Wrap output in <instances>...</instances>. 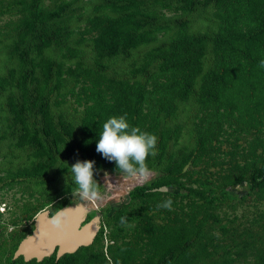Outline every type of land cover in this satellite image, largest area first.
I'll use <instances>...</instances> for the list:
<instances>
[{
    "label": "trees",
    "instance_id": "trees-1",
    "mask_svg": "<svg viewBox=\"0 0 264 264\" xmlns=\"http://www.w3.org/2000/svg\"><path fill=\"white\" fill-rule=\"evenodd\" d=\"M75 0H59L46 10L41 0H19L28 15L21 22L22 30L16 43H22L29 34L37 43L38 50L49 46L51 36H57L60 29L47 32L50 21L58 18ZM160 7L169 6V0H152ZM105 7L112 15L103 13L102 19L86 31H95L92 37L96 53L115 54L119 49L148 44L158 34L168 30L166 25L151 26V12L141 10L137 0H109ZM212 16L216 29L211 37V65L202 71L201 61L205 52L206 39L203 35L191 34L185 21H179L164 46L152 47L142 54L143 67L154 65L146 77L148 84L139 80L114 79L78 63L62 67V63L52 64L48 59H38L35 65L42 72V86H47L53 66L51 87L58 90L64 76L72 80L67 90L74 104L82 108L79 123V138L74 147L81 157L93 159L98 168L114 169V162L103 158L96 152V143L103 123L112 116L127 114L131 126L155 134L158 138L155 155L151 160L161 164L169 143L179 135L180 126H162L161 118L174 115L177 100H186L198 77L195 102L197 110L194 121L193 146L188 152L180 153L178 159L168 155L162 169L165 172L162 183L151 182L134 188L130 197L137 198L143 209H154L163 214L165 221L158 225L149 223L146 213L140 217L128 239L117 240L110 236L111 243L106 246L112 264H225L235 259H226L228 253L244 257V249L253 244L230 237L224 241L207 228L206 222L211 211L206 205L212 203L215 194L206 197L203 190L193 186L185 187L180 178L185 174L182 168L193 156L199 155L215 163L222 143H228L223 151L237 172L231 183L246 180L250 189H255L261 197L264 194V0H213ZM36 24L42 25L37 30ZM18 53L24 54L23 49ZM19 87V99L10 101L12 120L18 124L20 133L18 144L32 143L34 154H48L34 129L29 132L23 113L35 107L41 125L39 131L49 139L52 146L57 145L60 133L55 130L45 102H27L26 88ZM60 130L65 124L58 121ZM65 134L70 135L67 130ZM242 142L238 136L247 135ZM242 157V164L236 159ZM99 160V161H98ZM52 164V159L44 163L35 162L30 169L17 172L22 175H42ZM174 184L185 189L179 201L172 200L171 208L158 207L165 201L157 190L161 184ZM183 198H186L183 202ZM53 212V211H52ZM34 214V213H33ZM32 214V215H33ZM25 235L16 234L17 241ZM93 241L80 246L74 252L64 253L55 258L54 253L40 261H24L21 256L9 255L6 264H89L86 257H96L97 263L104 261L102 251L95 255ZM244 248V249H243ZM243 249V250H242ZM251 264H264V250L250 254ZM105 262L108 263L105 259Z\"/></svg>",
    "mask_w": 264,
    "mask_h": 264
},
{
    "label": "rangeland",
    "instance_id": "rangeland-1",
    "mask_svg": "<svg viewBox=\"0 0 264 264\" xmlns=\"http://www.w3.org/2000/svg\"><path fill=\"white\" fill-rule=\"evenodd\" d=\"M57 1L59 0H41V4L49 10ZM107 1L109 0H75L61 16L47 25V32L58 28L60 33L51 36L50 45L43 46L37 52L34 43L38 41L29 34L24 37L22 43H16L18 33L22 30L21 22L28 15V11L21 8L19 0H0V264L7 263L13 245L18 240L15 235L30 233L33 218L41 210L52 213L68 205H79L82 208L83 220L93 221L95 225L93 251L98 255L101 250L104 256V261L97 263L96 257L88 255L86 259L89 264H112L106 249L111 243L110 236L117 240L128 239L143 213H146L147 220L152 225L165 221L163 214L157 210L144 211L140 201L130 197V192L151 182L162 183L165 175L162 165L166 157L170 155L173 159H178L180 153L188 152L192 148L198 77L188 98L176 101L174 115L161 118L162 126L178 124L180 132L176 140L167 146L161 164L151 160L148 168L152 175L147 180L124 179L117 170L101 169L94 164L95 179L100 185L102 198L82 201L78 194H74L76 185L70 171L71 165L77 161H94L89 157H81L74 147V141L80 135L82 108L76 106L67 94L72 85L68 76H64L58 90L51 87L53 66L47 86L41 88L42 72L35 62L38 59H48L53 65L61 62L62 67L78 63L106 77L139 80L147 85L146 77L154 65L143 67L142 54L152 47L164 46L176 24L185 21L189 33L203 35L206 39L201 61L204 71L211 65L210 41L216 29V20L212 16L213 0H169V6L166 8L160 7L152 0H137L142 11L152 13L151 26L162 24L166 25L168 30L159 33L157 38L148 44L119 49L112 55L96 53L92 45L95 31H86L102 19L103 13L113 14L103 7ZM41 27L42 25L36 24L37 30ZM20 49L25 53L20 55ZM22 83L26 88L27 102H45L51 122L60 133V139L53 147L50 140L42 136L38 129L41 121L36 108L31 107L23 113L28 131L37 130L48 154L35 155V146L32 143L17 142L20 129L12 120L10 101L19 99L18 86ZM58 121L65 124L64 131L60 130ZM67 130L70 135L65 134ZM248 136L249 134L238 136V142L243 143ZM228 145L221 144L215 163L199 155L193 156L182 168L181 171H185V174L180 180L184 182L185 187L193 186L203 190L206 197L215 194L212 203L206 205V209L212 213L206 226L214 235L223 236L224 241H228L230 237L238 241H253L249 249L243 248L244 257L236 258L233 252H230L226 259L235 260L225 264H251L250 254L259 249L264 250V194L259 197L254 188L250 189L246 180L231 183L237 169L232 167L228 156L223 154ZM50 159L52 164L42 175L17 173L30 169L37 161L46 163ZM235 160L242 164V157H236ZM157 190L161 192L159 197L165 200L169 199V196H175L176 203L179 201L178 196L185 193V189L167 183L161 184ZM185 199L183 198V202ZM76 262L77 259H74L70 264Z\"/></svg>",
    "mask_w": 264,
    "mask_h": 264
},
{
    "label": "clouds",
    "instance_id": "clouds-1",
    "mask_svg": "<svg viewBox=\"0 0 264 264\" xmlns=\"http://www.w3.org/2000/svg\"><path fill=\"white\" fill-rule=\"evenodd\" d=\"M260 67L264 68V60L260 61ZM157 136L139 127L131 126L127 121V114L112 116L102 125L96 143V152L102 154L109 162H114L116 170L124 179L147 180L152 171L147 166L149 155H155ZM94 161H77L70 167L73 181L76 185L74 194H78L82 201H94L101 199L100 185L95 179ZM107 178V174H105ZM172 200L169 198L158 207L171 208ZM55 226H59L60 213L51 220ZM124 219H121V224Z\"/></svg>",
    "mask_w": 264,
    "mask_h": 264
},
{
    "label": "water",
    "instance_id": "water-1",
    "mask_svg": "<svg viewBox=\"0 0 264 264\" xmlns=\"http://www.w3.org/2000/svg\"><path fill=\"white\" fill-rule=\"evenodd\" d=\"M60 213L59 226L51 223L52 218ZM93 221H84L79 205H68L49 213L37 212L33 218V228L23 236L12 253V258L21 256L24 261L42 258L54 253L59 258L64 253L74 252L80 246L89 245L95 235Z\"/></svg>",
    "mask_w": 264,
    "mask_h": 264
}]
</instances>
